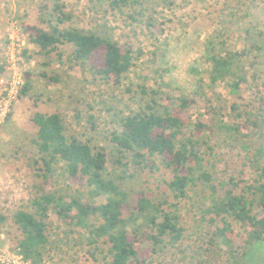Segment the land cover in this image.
<instances>
[{
  "label": "rangeland",
  "instance_id": "rangeland-1",
  "mask_svg": "<svg viewBox=\"0 0 264 264\" xmlns=\"http://www.w3.org/2000/svg\"><path fill=\"white\" fill-rule=\"evenodd\" d=\"M62 2L71 17L62 29L110 36L143 55L120 85L109 84L93 74L89 62L73 60L71 45L60 46L59 57L44 55L30 43L23 26L46 27L40 20L41 8L52 10V0H0L4 67L0 72V258L8 264H20L15 256L19 232L14 215L29 207L41 183L34 170L38 128L32 119L37 111L59 113L68 134L106 148L113 160L109 138L123 116L143 106L140 87L172 99L196 97L193 122L216 125L214 131L204 133L213 149H206V171L216 187L231 178L251 183L264 164V111L248 114L259 104L264 106V0H176L173 6L144 0L137 20L129 18L128 9L111 10L108 0ZM221 59L228 61L226 67L216 63ZM25 72L32 73L31 88L20 97L23 84L17 81ZM221 125L238 130H220ZM109 175L131 195L170 196L166 186L170 172L162 166L154 171L140 166L132 178L122 177L118 170ZM68 187L72 191L80 184L71 182L64 164H59L48 189L65 193ZM210 195L203 182L189 191L183 211L186 237L163 248L153 264H264V244L247 249L241 242L231 252L219 243L211 217L203 213ZM51 226L43 264H109L103 251L95 257L88 253L82 233L66 234L55 217ZM234 228L240 233L236 224Z\"/></svg>",
  "mask_w": 264,
  "mask_h": 264
},
{
  "label": "trees",
  "instance_id": "trees-1",
  "mask_svg": "<svg viewBox=\"0 0 264 264\" xmlns=\"http://www.w3.org/2000/svg\"><path fill=\"white\" fill-rule=\"evenodd\" d=\"M143 1L108 0V3L113 11H132L129 18L137 20ZM163 1L169 6L176 2ZM52 4V10L46 5L41 8L40 20L46 27L23 26L30 43L44 55L55 53L59 57H62L60 46L71 45L73 60L89 62L96 77L120 85L142 57V50L110 36L62 29L61 24L71 17L62 0H52ZM156 27L153 23L154 31ZM215 61L222 67L228 65L225 59ZM1 71H4L2 64ZM31 80L32 73L25 72L20 97L29 92ZM139 93L143 106L137 113L123 116L119 129L109 138L113 160L106 148H95L90 142L68 134L59 113L34 114L32 121L38 128L34 170L41 183L36 186L37 195L30 199L29 207L17 211L13 218L19 232L15 251L25 262L44 263L55 217L66 234L84 235L92 257L103 251L109 264H153V258L163 248L174 247L185 239L184 202L199 182L207 183L211 191L203 213L211 217L214 236L220 244L231 252L241 242L247 249L264 244V164L258 167L251 183L231 178L216 187L206 171V149H213L208 147L209 140L204 136L207 131H214L216 125L201 120L193 122L191 111L199 100L172 99L146 87H140ZM262 111L264 106L259 104L248 114L257 116ZM247 123H251L249 118ZM218 129L237 131L238 126L221 125ZM59 164H64L67 177L79 183V188L70 191L68 187L65 193L48 189ZM140 166L151 171L162 166L170 172L171 178L166 181L168 199H154L146 193L131 195L109 175L110 171L118 170L122 177L132 178Z\"/></svg>",
  "mask_w": 264,
  "mask_h": 264
},
{
  "label": "built area",
  "instance_id": "built-area-1",
  "mask_svg": "<svg viewBox=\"0 0 264 264\" xmlns=\"http://www.w3.org/2000/svg\"><path fill=\"white\" fill-rule=\"evenodd\" d=\"M14 67H15V66L13 65V68H14ZM23 83H24V82H23V80H22V77L19 76L18 81H17V84L20 85V84H23ZM15 256L17 257V261H18V263H20V264H29V263L25 262V261L22 259V257L19 256L18 254H16ZM0 262H2V263H4V264H8L7 262H5L4 260H2L1 258H0Z\"/></svg>",
  "mask_w": 264,
  "mask_h": 264
}]
</instances>
